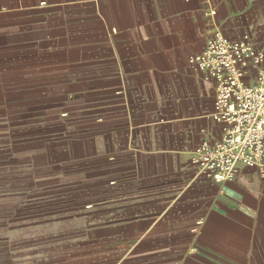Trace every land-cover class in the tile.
Wrapping results in <instances>:
<instances>
[{"label":"crops","instance_id":"obj_1","mask_svg":"<svg viewBox=\"0 0 264 264\" xmlns=\"http://www.w3.org/2000/svg\"><path fill=\"white\" fill-rule=\"evenodd\" d=\"M218 33L263 49L264 0H0V169L73 174L122 245L94 264H264L259 169L192 163L224 137L195 63ZM262 67L244 59L247 85Z\"/></svg>","mask_w":264,"mask_h":264},{"label":"rangeland","instance_id":"obj_2","mask_svg":"<svg viewBox=\"0 0 264 264\" xmlns=\"http://www.w3.org/2000/svg\"><path fill=\"white\" fill-rule=\"evenodd\" d=\"M27 169L24 177L0 169V264H94L105 254L120 256V243L103 245L94 233L91 205L76 199L71 172Z\"/></svg>","mask_w":264,"mask_h":264},{"label":"built area","instance_id":"obj_3","mask_svg":"<svg viewBox=\"0 0 264 264\" xmlns=\"http://www.w3.org/2000/svg\"><path fill=\"white\" fill-rule=\"evenodd\" d=\"M252 57L263 67L247 85L242 62ZM195 63L216 84V110L225 130L222 140L196 148L193 165L221 184L234 181L240 167L259 169L264 179V48L255 51L247 39L232 41L218 33Z\"/></svg>","mask_w":264,"mask_h":264}]
</instances>
